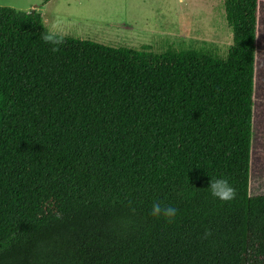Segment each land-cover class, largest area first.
<instances>
[{"label": "trees", "instance_id": "obj_1", "mask_svg": "<svg viewBox=\"0 0 264 264\" xmlns=\"http://www.w3.org/2000/svg\"><path fill=\"white\" fill-rule=\"evenodd\" d=\"M222 6L226 61L53 52L38 13L0 6V264H264V194H247L258 0Z\"/></svg>", "mask_w": 264, "mask_h": 264}, {"label": "rangeland", "instance_id": "obj_2", "mask_svg": "<svg viewBox=\"0 0 264 264\" xmlns=\"http://www.w3.org/2000/svg\"><path fill=\"white\" fill-rule=\"evenodd\" d=\"M0 6L39 14L43 32L58 25L64 39L86 41L102 47L117 38L105 28L103 19L125 18L142 20L150 27H175L185 30L184 39L174 36L160 38L156 54L192 52L209 59L226 61L231 48V32L224 20L222 0H0ZM118 7V11L116 8ZM256 56L254 67L253 117L251 123V155L247 194H264V0H258ZM198 35V38L195 37ZM139 37H151L146 31ZM168 44L164 46V42ZM112 49V48H111Z\"/></svg>", "mask_w": 264, "mask_h": 264}, {"label": "crops", "instance_id": "obj_3", "mask_svg": "<svg viewBox=\"0 0 264 264\" xmlns=\"http://www.w3.org/2000/svg\"><path fill=\"white\" fill-rule=\"evenodd\" d=\"M116 8L118 11V7ZM101 24L106 26L105 28H109L113 31L114 36H116L117 40L112 42V45L107 46L112 49H125L135 53L141 54H152V55H163L156 54L151 52L154 48H156L157 41L162 37H166L169 39L170 37L176 34L175 38L184 39L187 35L185 30L176 32L177 29L175 27H159L156 23H153L150 27H147L148 23L139 21L136 19L125 18V16H118L117 18L111 19H103ZM146 31V33L150 34L151 37L147 39H142L139 37V33ZM195 37L198 38V35ZM163 40V39H162ZM168 44L166 40L164 42V46ZM166 55V54H165ZM254 101L252 106V115H253ZM253 117V116H252Z\"/></svg>", "mask_w": 264, "mask_h": 264}, {"label": "clouds", "instance_id": "obj_4", "mask_svg": "<svg viewBox=\"0 0 264 264\" xmlns=\"http://www.w3.org/2000/svg\"><path fill=\"white\" fill-rule=\"evenodd\" d=\"M66 34L62 32L58 25H53L46 33L42 35V39L45 43L53 45L52 51H58V46L64 43V36ZM208 191L211 196L219 199L220 201H231L237 197V190L232 186L225 178H216L208 182ZM154 218H163L166 222L172 223L177 215V209L171 205H165L160 201H155L152 204L150 213ZM211 233L206 230L205 235Z\"/></svg>", "mask_w": 264, "mask_h": 264}]
</instances>
